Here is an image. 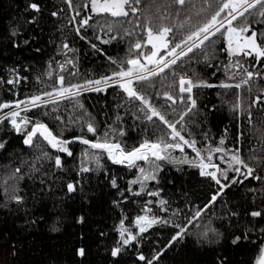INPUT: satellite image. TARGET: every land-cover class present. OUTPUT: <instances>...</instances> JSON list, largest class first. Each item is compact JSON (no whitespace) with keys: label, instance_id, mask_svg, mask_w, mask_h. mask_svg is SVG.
Wrapping results in <instances>:
<instances>
[{"label":"trees","instance_id":"trees-1","mask_svg":"<svg viewBox=\"0 0 264 264\" xmlns=\"http://www.w3.org/2000/svg\"><path fill=\"white\" fill-rule=\"evenodd\" d=\"M88 2L72 0L70 7L67 0H0V103L51 92L59 87L60 76L65 86L111 76L127 67L128 59L150 47H132L146 40L147 26L154 31L168 26L173 29L169 39L179 42L205 23L222 0H186L184 5L175 0H141L139 11L128 17L94 14L90 6L83 7ZM31 3H37L40 11L30 9ZM258 11L259 6L248 14V20L253 30L264 34V18ZM87 17H91L88 25L81 26ZM233 23L239 26V22ZM223 31L163 73L134 82V87L166 119L176 122L190 106L188 94L179 91L180 76L214 85L193 88L196 107L177 124V130L185 139L195 140L205 156L209 147L226 149L224 154L213 153V162L222 169L238 149L254 169L253 176L245 179L246 169L234 165L241 172L230 170L228 180L221 177V183L229 187L220 192V185L201 176L191 164L157 161L161 167L156 169V179L140 191L141 186L129 182L137 178L140 167L149 168L145 162L138 161L136 167L114 164L102 150L75 139L95 142L108 133L109 140L120 142L126 150L161 135L173 142L167 136L170 129L157 117L148 121L147 107L129 98L118 84L101 92L81 91L76 97L29 107L22 116L47 124L53 134L71 141L67 147L72 155L52 148L39 136L34 138L36 146L25 145L23 133H16L9 121L0 123V142H6L0 149V264H146L138 259L140 254L151 259L161 250L163 254L153 264H256L264 246V58L229 55ZM259 40L264 41V35H259ZM244 69L260 75L242 84L247 78ZM222 84L241 87L225 88ZM166 92L176 103L165 97ZM9 110H0V114ZM88 123L95 133L87 131ZM93 155L100 157L101 166ZM57 156L61 167L55 165ZM171 156L196 159L187 145L183 152L172 150ZM83 167L90 171H81ZM112 179L117 187L112 186ZM234 179L241 182L232 183ZM69 183L76 186L74 192H68ZM157 191L158 196L148 195ZM137 192L139 195L134 194ZM217 192L220 195L210 204ZM17 195L23 198L21 203L15 201ZM161 200L167 203L162 205ZM146 206L151 209L147 214L166 223L153 225L113 257L121 220L135 229V218L146 214ZM201 209V216L188 225L187 234L167 247L178 231L175 225L183 227ZM253 211L262 215L253 217ZM237 236L242 239L233 244ZM80 248L85 255L78 254Z\"/></svg>","mask_w":264,"mask_h":264},{"label":"snow or ice","instance_id":"snow-or-ice-1","mask_svg":"<svg viewBox=\"0 0 264 264\" xmlns=\"http://www.w3.org/2000/svg\"><path fill=\"white\" fill-rule=\"evenodd\" d=\"M69 6H72V0H67ZM207 2V0H206ZM141 3V0H89L88 3L84 4V8H89L94 14H110L112 17H128L129 14L135 15L139 8L137 5ZM175 3L184 5L186 0H175ZM259 6L258 15L261 18H264V0H222V3L217 11L211 15V17L203 23L201 26L197 27L194 31L188 33L183 39L179 42H175L174 40L169 39V35L173 32V29L168 26H161L157 30L151 26H147L145 28L146 40L145 41H137L132 47L133 49L139 50L142 47H146L148 45L151 46V50L149 54L138 53L135 58H130L126 61L127 67H121L119 71L113 72L111 76L102 77L97 80H86L83 84H69L65 86L64 77H59V87H56L51 92H43L40 95H33L26 100H17L15 102H4L0 103V110L2 109H11L10 111L0 114V123L4 121H9L12 129L16 133H23L24 140L23 143L29 146H36L34 138L39 136L42 137L44 141H46L52 148L58 149L61 152L67 153L69 156L72 155V152L69 151L67 145L71 142L68 140L61 139L58 135L53 134V132L49 129L48 125L36 121H31L26 115L21 116V111L27 112L29 110V106L31 108H38L41 105L47 104L49 102H53V97L57 99H63L68 97H76L80 94L81 91H95L101 92L104 91L105 88L109 87L110 84H118V86L126 92L127 96L132 99L140 100L145 107H147L150 112L149 115H146V119L148 121H152L153 117H157L164 125L170 129V132L167 133V136L170 137V140L173 142H169L168 139H165L164 135H161L157 140L150 141L145 139L139 146L132 148L131 150H126V148L115 140H109L108 133H105V138L103 140L97 138L95 142L84 139L83 137H76L75 139L79 140L85 145H88L91 149L102 150L107 154L109 160H111L114 164H126L129 167H136L138 161H143L150 165H154L155 169H159V165L156 163L157 161H169L173 163H187L191 164L194 167H197L200 170V175L203 177H210L216 184L220 185V192H222L225 188L229 187L228 184L221 183V177L224 180H228V171H235L237 174L241 172L240 167H234V165H241L244 169H246V173L244 174V178L247 179L249 176H253L254 169L249 167L248 164L244 162V160L238 154L239 150L237 149L235 153L231 155L230 160H227V168L222 169L219 164L213 162V153H226V149L223 147H209L207 150V155L202 154L201 150L196 147L195 140L185 139L184 135L181 134L180 130H177V124L183 121L184 116L188 115V113L192 112V110L196 107V100L192 96L193 88L196 87H213L214 85L206 84L205 82H197L194 83L192 79L186 78L185 76H180L179 78V91L180 93H188L187 100L190 102V106L187 111H185L181 117L180 121L170 122L165 118L164 115L161 114L159 110H157L154 106H152L148 99H146L143 95H141L134 87V82H143L149 79V77L156 76L160 73H163L165 69L170 68L172 65H175L181 57H187L189 53H192L195 49L200 48L205 44L206 41L212 42V38L217 35V33H221V29H224L222 35L227 41V51L229 55L243 53L248 56H252L255 54V57L259 60L260 58H264V41L259 40V35L257 31L253 30L252 24L248 20V14L252 11L257 10ZM29 8L39 12L40 7L37 3H31ZM222 14L223 17H222ZM56 15V13H53ZM79 15V12H77ZM75 19V17H73ZM89 19L91 17L85 18L81 22V26L88 25ZM234 21L239 22V26L234 25ZM183 25H181L182 27ZM111 31V27L108 29ZM76 31L79 33L80 28H77ZM16 32H13V35H16ZM131 35V33H128ZM100 39V37H97ZM116 37H112L115 39ZM24 43H28V41H24ZM103 43H109L108 40H104ZM65 48L68 47L67 44L64 45ZM93 48H96V45H92ZM161 49H166L167 55L170 57L168 59L165 58L164 55H159ZM141 56H143V60L145 63L141 62ZM71 63V61H68ZM148 65H152L151 68ZM237 67H242L239 64ZM63 68V65H61ZM246 72V79L242 80V84H248L249 81L254 76H259L260 73H254L252 71H248L244 69ZM9 84H12L13 81L9 80ZM103 85V87H102ZM221 87H236L240 88L241 84L229 85L222 84ZM165 97L176 103V100L169 93H164ZM48 98V99H45ZM261 100L260 97L256 98V103H259ZM180 101L184 102L183 95L180 96ZM83 107V105H80ZM238 107V105H237ZM140 111H144L143 108ZM29 125H31L30 130H28ZM87 131L91 133H95L96 129L92 125V123L87 124ZM123 135V132L120 133ZM6 142H0V149L5 147ZM224 144V140H220V145ZM184 145L190 147L196 154L195 160H190L187 156H185L182 160H176L171 156L172 150L179 149L181 152L184 151ZM87 156L88 153L85 152ZM45 158H47V154H44ZM93 158L96 160L97 165H100V157L98 155H93ZM220 159L224 161V155L220 156ZM55 165L57 167H61V159L59 156L55 158ZM17 172L20 169H16ZM83 172L90 171L89 168L83 167L81 169ZM140 175L130 181V184H140V191H144L143 182L147 180H155L156 175L154 172L146 171L145 168H139ZM219 174V175H218ZM256 179H260V177H255ZM241 182L238 180H233L232 183ZM111 184L113 187H117V182L115 179H112ZM68 192H74L76 190V186L72 183L67 185ZM130 190V189H129ZM220 192H217L212 196L210 204L214 203L217 199V196L220 195ZM135 195H139V192L134 193ZM150 196H158L159 192H148ZM15 201L17 203H21L23 198L21 196H15ZM160 203L166 204V201L161 200ZM208 205H205L207 208ZM151 209L145 207V212H150ZM203 209L198 210L191 217V219L187 220V224L183 227L179 224L175 225L178 229L176 234L171 238L167 247H170L175 241L182 238L185 234H187L188 225H192L195 220H197L201 214ZM262 213L260 211L251 212V216L259 217ZM80 222H83V217L80 218ZM166 221H161L159 218L149 215H141L135 218V224L138 227V232L133 233L131 230L124 226V221L121 220L119 227L120 241L118 245L112 249L111 255L113 257H117L121 254L124 247L131 245L133 242L138 240V237L145 233L149 228L157 223H161ZM215 232V230H211ZM206 237L207 233H203ZM247 238L246 236L244 237ZM242 237L237 236L232 240L233 244H238L241 241ZM78 254L80 256L85 255V250L80 248L78 250ZM163 254V250L161 252L156 253L151 259H147L143 254L138 256L140 261H145L146 264H153L154 261H158L160 256ZM223 264V261L220 262ZM256 264H264V246L260 249V254L256 260Z\"/></svg>","mask_w":264,"mask_h":264},{"label":"rangeland","instance_id":"rangeland-1","mask_svg":"<svg viewBox=\"0 0 264 264\" xmlns=\"http://www.w3.org/2000/svg\"><path fill=\"white\" fill-rule=\"evenodd\" d=\"M150 50H151V46H150L149 48H146V50H145L143 53H144V54H149V53H150ZM167 51H168V50H166V49H161L159 55H164L165 58L168 59V58H170V57L167 55ZM141 62H142V63H145V61L143 60V56H141ZM148 67L151 68L152 65H148ZM110 85H112V84H110ZM102 87H103V85H102ZM192 93H193V91H192ZM186 94H188V93H186ZM46 99H48V98H46ZM63 99H65V98H63ZM57 100H60V99H57V98L53 97V101H57ZM29 107H30V106H29ZM2 110H3V109H2ZM10 110H11V109H10ZM10 110H9V111H10ZM5 113H6V112H5ZM1 114H2V113H1ZM21 116H22V111H21ZM157 164H158V162H157ZM125 165H126V164H125ZM145 165H146V166H149V168H146L145 166L143 167V168L146 169V171L154 172V174H155L156 169H155V166H154V165H150V164H148V163H146ZM158 165L161 167L160 164H158ZM139 175H140V173H139ZM139 175H138V176H139ZM138 176H137V177H138ZM149 181H151V180L144 181V182H143V186H145L146 184H148ZM138 185L141 186L140 184H138ZM146 214H147V213H146ZM144 215H145V214H144ZM147 215H149V214H147ZM149 216H150V215H149ZM150 217H152V216H150ZM125 227L128 228L129 230H131L134 234L138 232V227L136 226V224H135V227H136L135 229L129 228V227H127V226H125Z\"/></svg>","mask_w":264,"mask_h":264}]
</instances>
